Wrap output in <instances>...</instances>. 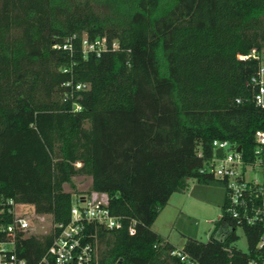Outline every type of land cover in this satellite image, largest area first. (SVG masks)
Returning <instances> with one entry per match:
<instances>
[{
    "label": "trees",
    "instance_id": "16d2710c",
    "mask_svg": "<svg viewBox=\"0 0 264 264\" xmlns=\"http://www.w3.org/2000/svg\"><path fill=\"white\" fill-rule=\"evenodd\" d=\"M251 52H264V0H0V197L53 224L17 238L24 264H39L70 222L77 176L119 220L83 223L97 264L255 258L261 227L229 218L225 197L204 243L186 236L177 249L151 228L190 179L223 186L199 172L222 153L213 141L253 159L261 59L239 57Z\"/></svg>",
    "mask_w": 264,
    "mask_h": 264
},
{
    "label": "built area",
    "instance_id": "2783aa9c",
    "mask_svg": "<svg viewBox=\"0 0 264 264\" xmlns=\"http://www.w3.org/2000/svg\"><path fill=\"white\" fill-rule=\"evenodd\" d=\"M83 43L84 50L105 46L103 41L89 43L85 40ZM239 57L261 59L253 82L257 84L255 101L264 106V52L261 55L251 52ZM254 140L253 159L250 160L244 158L241 147L237 151V147L228 141H213L214 150L222 153L214 154L199 172L211 173L223 181L226 198L224 209L229 218L237 224L245 222L261 227L255 244L256 257L248 260L247 264H264V131L257 130ZM23 205L27 204L0 197V264H24V259L15 250L17 238L37 233L33 215L40 220L46 216L33 211V215H30L20 209ZM106 205L107 196L96 192L75 201L70 209V222L65 226L56 225L60 228L59 233L39 264H97L96 251L85 240L83 223L96 221L107 228L118 227L119 220L109 212ZM52 228L50 222L49 230ZM129 230L134 232L132 227Z\"/></svg>",
    "mask_w": 264,
    "mask_h": 264
},
{
    "label": "rangeland",
    "instance_id": "374dc122",
    "mask_svg": "<svg viewBox=\"0 0 264 264\" xmlns=\"http://www.w3.org/2000/svg\"><path fill=\"white\" fill-rule=\"evenodd\" d=\"M90 178L75 177L74 202L84 197V191L89 186ZM65 190H70L65 185ZM225 197V190L221 186L198 184L194 179L188 181L187 189L183 192H175L170 197L165 207L152 224L151 228L160 235L167 238L176 248L181 249L186 236L193 237L200 242L209 239L214 222L222 213V203ZM28 214H32L30 205H23ZM36 232L45 233L50 228V218L44 216V220L37 219L33 215ZM238 240L234 246L240 250H247L246 239L242 229L237 228Z\"/></svg>",
    "mask_w": 264,
    "mask_h": 264
},
{
    "label": "water",
    "instance_id": "95a60500",
    "mask_svg": "<svg viewBox=\"0 0 264 264\" xmlns=\"http://www.w3.org/2000/svg\"><path fill=\"white\" fill-rule=\"evenodd\" d=\"M239 149H240V146H239V147H237V151H239Z\"/></svg>",
    "mask_w": 264,
    "mask_h": 264
},
{
    "label": "crops",
    "instance_id": "0c3cea01",
    "mask_svg": "<svg viewBox=\"0 0 264 264\" xmlns=\"http://www.w3.org/2000/svg\"><path fill=\"white\" fill-rule=\"evenodd\" d=\"M159 235H160V233L159 232H157ZM162 236V235H161ZM162 237H164V236H162ZM178 249V248H177Z\"/></svg>",
    "mask_w": 264,
    "mask_h": 264
},
{
    "label": "flooded vegetation",
    "instance_id": "af4514ba",
    "mask_svg": "<svg viewBox=\"0 0 264 264\" xmlns=\"http://www.w3.org/2000/svg\"><path fill=\"white\" fill-rule=\"evenodd\" d=\"M222 230V228L220 227V231Z\"/></svg>",
    "mask_w": 264,
    "mask_h": 264
}]
</instances>
